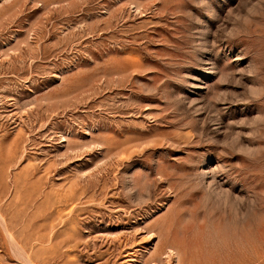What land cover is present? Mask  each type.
I'll return each mask as SVG.
<instances>
[{"label": "rangeland", "instance_id": "1", "mask_svg": "<svg viewBox=\"0 0 264 264\" xmlns=\"http://www.w3.org/2000/svg\"><path fill=\"white\" fill-rule=\"evenodd\" d=\"M0 264H264V0H0Z\"/></svg>", "mask_w": 264, "mask_h": 264}, {"label": "bare ground", "instance_id": "2", "mask_svg": "<svg viewBox=\"0 0 264 264\" xmlns=\"http://www.w3.org/2000/svg\"><path fill=\"white\" fill-rule=\"evenodd\" d=\"M35 225V224H34ZM39 225V224H38ZM42 225V224H41ZM32 226V225H31ZM5 227H6V225H5ZM38 227V226H37ZM7 229V228H6ZM33 229V228H32ZM50 229V228H49ZM44 231V230H43ZM28 232V231H27ZM32 232V231H31ZM213 233V232H212ZM57 235V234H56ZM51 236V235H50ZM52 237V236H51ZM38 238H40V237H38ZM40 243V242H39ZM42 244V243H41ZM20 245H21V243H20ZM13 247V246H12ZM31 248V247H30ZM49 248V247H48ZM47 248V249H48ZM171 248V247H170ZM13 249H15V248H13ZM36 249V248H35ZM54 249V248H53ZM16 250V249H15ZM19 250V249H18ZM17 251V250H16ZM31 251V250H30ZM49 253V252H48ZM173 253V252H172ZM23 254V253H22ZM25 255V254H24ZM47 255V254H46ZM21 256V255H20ZM25 258V257H24ZM27 260V259H26Z\"/></svg>", "mask_w": 264, "mask_h": 264}]
</instances>
